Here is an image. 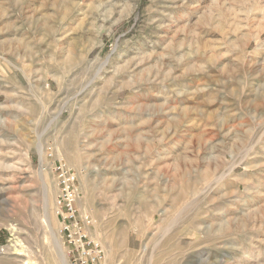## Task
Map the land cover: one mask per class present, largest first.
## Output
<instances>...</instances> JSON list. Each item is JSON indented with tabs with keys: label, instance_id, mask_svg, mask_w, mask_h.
Segmentation results:
<instances>
[{
	"label": "rangeland",
	"instance_id": "rangeland-1",
	"mask_svg": "<svg viewBox=\"0 0 264 264\" xmlns=\"http://www.w3.org/2000/svg\"><path fill=\"white\" fill-rule=\"evenodd\" d=\"M56 158L109 264H264V0H0V264H59Z\"/></svg>",
	"mask_w": 264,
	"mask_h": 264
},
{
	"label": "built area",
	"instance_id": "built-area-1",
	"mask_svg": "<svg viewBox=\"0 0 264 264\" xmlns=\"http://www.w3.org/2000/svg\"><path fill=\"white\" fill-rule=\"evenodd\" d=\"M51 169L58 187L56 215L72 264H109L104 245L90 233L92 220L80 213L79 176L64 159H54Z\"/></svg>",
	"mask_w": 264,
	"mask_h": 264
},
{
	"label": "bare ground",
	"instance_id": "bare-ground-1",
	"mask_svg": "<svg viewBox=\"0 0 264 264\" xmlns=\"http://www.w3.org/2000/svg\"><path fill=\"white\" fill-rule=\"evenodd\" d=\"M39 150H40V154H41V160H43V154H44V149L41 145H39ZM45 196H46V192H47V187L45 186ZM46 206H47V199H46ZM46 223L49 226V228L51 227L50 224V220L48 218V215L46 216ZM53 233V232H52ZM54 236V234H53ZM53 238V244H54V251L55 254L57 255V261L59 262V264H69L68 261V256H67V252L65 250V246L63 244V242L61 241V239L57 236H54ZM20 253H22V251H20ZM26 264V262H24Z\"/></svg>",
	"mask_w": 264,
	"mask_h": 264
}]
</instances>
